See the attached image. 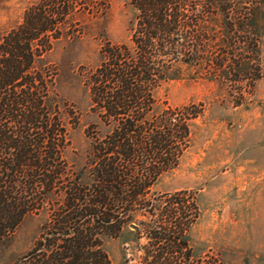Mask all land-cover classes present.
Returning a JSON list of instances; mask_svg holds the SVG:
<instances>
[{
  "label": "trees",
  "instance_id": "trees-1",
  "mask_svg": "<svg viewBox=\"0 0 264 264\" xmlns=\"http://www.w3.org/2000/svg\"><path fill=\"white\" fill-rule=\"evenodd\" d=\"M128 2L135 8L129 42L105 40L86 76L91 108L107 128L91 133L77 172L64 157L67 128L42 55L63 34L69 14L94 5L38 0L0 33V245L28 214L46 215L23 255L26 264H111L105 240L127 225L144 242L123 264H221L212 254L192 256L187 233L199 215L193 192L151 191L178 165L202 103L156 110L155 91L178 61L198 64L235 89L256 39L240 34L244 16L229 7L223 8L229 35L209 32L204 23L217 0ZM138 212L147 219L131 225Z\"/></svg>",
  "mask_w": 264,
  "mask_h": 264
},
{
  "label": "rangeland",
  "instance_id": "rangeland-1",
  "mask_svg": "<svg viewBox=\"0 0 264 264\" xmlns=\"http://www.w3.org/2000/svg\"><path fill=\"white\" fill-rule=\"evenodd\" d=\"M37 1L0 0V33L19 23L26 7ZM87 1L94 6H80L69 14L63 34L42 55L54 73L51 94L67 128L64 157L76 172L85 162L91 133L107 128L91 108L86 76L99 62L105 40L129 42L135 13L128 0ZM225 7L235 17L244 16L247 29L237 30L243 37L251 33L256 47L240 65L241 78L233 91L229 82L198 64L178 61L169 69L155 91L156 110L202 103V111L191 121L190 144L178 165L164 172L151 191L193 192L199 210L187 233L193 257L207 253L221 264H264V0H217L216 12L204 23L217 39L230 33ZM240 45L245 50L246 44ZM45 218L41 212L22 219L0 245V264H26L23 255ZM145 219L138 212L130 224ZM143 242L127 225L104 246L111 264H123Z\"/></svg>",
  "mask_w": 264,
  "mask_h": 264
}]
</instances>
